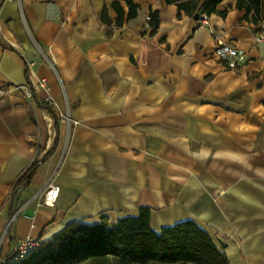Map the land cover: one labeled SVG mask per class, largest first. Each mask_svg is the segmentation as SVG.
Returning a JSON list of instances; mask_svg holds the SVG:
<instances>
[{
	"label": "crops",
	"instance_id": "crops-1",
	"mask_svg": "<svg viewBox=\"0 0 264 264\" xmlns=\"http://www.w3.org/2000/svg\"><path fill=\"white\" fill-rule=\"evenodd\" d=\"M133 1L129 20L127 0H0V261L22 240L148 208L156 232L192 221L230 264H264L260 29L236 0L206 26L164 0ZM217 39L247 62L228 69Z\"/></svg>",
	"mask_w": 264,
	"mask_h": 264
},
{
	"label": "trees",
	"instance_id": "trees-1",
	"mask_svg": "<svg viewBox=\"0 0 264 264\" xmlns=\"http://www.w3.org/2000/svg\"><path fill=\"white\" fill-rule=\"evenodd\" d=\"M225 0H164L175 5L179 12L192 17L216 13ZM128 19L137 16L139 5L127 0ZM117 25L124 20L119 4ZM236 9L245 11L244 20L260 25L264 23V0H236ZM199 15V17H200ZM226 16V12L222 13ZM104 10L102 22L111 24ZM157 13L151 15L150 24L157 26ZM51 113L52 110L49 109ZM38 164H33L19 178L13 195L27 189ZM230 264L226 254L216 245L211 235L192 221L182 222L156 232L151 227V211L142 208L138 217L121 218L110 223L105 218L96 224L84 222L66 226L52 239L36 244L24 257L17 250L0 264Z\"/></svg>",
	"mask_w": 264,
	"mask_h": 264
},
{
	"label": "built area",
	"instance_id": "built-area-1",
	"mask_svg": "<svg viewBox=\"0 0 264 264\" xmlns=\"http://www.w3.org/2000/svg\"><path fill=\"white\" fill-rule=\"evenodd\" d=\"M198 23L200 26H206L209 23L208 16L206 14H201L198 18ZM260 29V34L257 37L259 42L264 43V23L258 25ZM215 55L218 57L220 61H222L228 69L236 70L242 67L247 62L246 54L232 46L224 42L222 39H217ZM38 89H47V82L45 80L40 81L37 85H35ZM64 121L73 122L66 115L62 114ZM76 124V123H75ZM60 193V187L55 185L53 181H50L46 187V191L43 195V203L46 206L53 207L58 199ZM11 225V223H10ZM36 243L31 239H25L18 243L17 246V257H24L34 246Z\"/></svg>",
	"mask_w": 264,
	"mask_h": 264
},
{
	"label": "rangeland",
	"instance_id": "rangeland-1",
	"mask_svg": "<svg viewBox=\"0 0 264 264\" xmlns=\"http://www.w3.org/2000/svg\"><path fill=\"white\" fill-rule=\"evenodd\" d=\"M31 96V95H30ZM111 264H115L114 262H112Z\"/></svg>",
	"mask_w": 264,
	"mask_h": 264
}]
</instances>
